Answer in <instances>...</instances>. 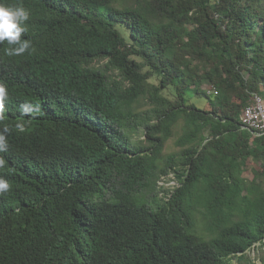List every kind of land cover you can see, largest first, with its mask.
I'll use <instances>...</instances> for the list:
<instances>
[{
    "label": "trees",
    "instance_id": "obj_1",
    "mask_svg": "<svg viewBox=\"0 0 264 264\" xmlns=\"http://www.w3.org/2000/svg\"><path fill=\"white\" fill-rule=\"evenodd\" d=\"M0 3L29 10L31 42H0V138L28 149L0 196V264H230L264 247V132L241 124L264 99V0Z\"/></svg>",
    "mask_w": 264,
    "mask_h": 264
},
{
    "label": "clouds",
    "instance_id": "obj_2",
    "mask_svg": "<svg viewBox=\"0 0 264 264\" xmlns=\"http://www.w3.org/2000/svg\"><path fill=\"white\" fill-rule=\"evenodd\" d=\"M30 19L29 10L26 9L23 5H14L8 6L4 3H0V42L7 41L10 46L7 49L8 56H18L26 52L31 47V42L27 39H21L23 33L26 32V22ZM40 106L43 109L42 104L35 101H30ZM7 101L3 104L7 106ZM26 113L28 116H31L34 111L33 108L26 107ZM7 112V107H4L3 117L5 118ZM43 112L45 113L44 109ZM8 116H12L11 114H7ZM2 116V112L0 111V118ZM10 122V128L15 129L17 132L24 131L27 127H30L33 132L36 130V126L28 121L27 117L17 116L11 117L8 119ZM8 132V131H7ZM8 135V133H7ZM0 138V196L6 193L11 187V179L16 177L19 168L18 163L22 161L25 153L28 149H19L15 147L14 141L11 135ZM20 156V157H19ZM176 178H174L175 180ZM169 180V179H167ZM166 180V181H167ZM164 180H159V188L167 191V193L162 191V195H169V191L179 187V183L174 185L167 186L160 185V183ZM170 184V183H168ZM167 195V196H168Z\"/></svg>",
    "mask_w": 264,
    "mask_h": 264
},
{
    "label": "rangeland",
    "instance_id": "obj_3",
    "mask_svg": "<svg viewBox=\"0 0 264 264\" xmlns=\"http://www.w3.org/2000/svg\"><path fill=\"white\" fill-rule=\"evenodd\" d=\"M106 64V60L104 61H98L95 62L92 67L94 69H102L105 70L104 66ZM108 75L111 77L112 80H119L118 78V73L117 72H108ZM209 89L208 85L203 86V90H207ZM166 94V92H165ZM190 99V103L196 105L198 108H205L207 101L204 98H199L194 96V94H190L189 96ZM137 111L139 112H144L146 110H148L150 108L149 105V100L147 99H142L138 105H137ZM179 131H180V126L178 127ZM141 129H137L136 131H131L129 132L131 139L133 141L134 144H141V145H146V141L143 138V135L141 133ZM181 132V131H180ZM180 134H178L176 137L170 139L166 145V149H165V154L166 155H177L178 153L181 152V149L176 145V140L177 137ZM257 170H261V165L256 163L255 161H250L244 169V174L243 176L249 180H252L254 178V174L255 171ZM175 175L173 172H169V174L163 178H161V180H164L160 183V185H166L165 183H167V186L170 185H174V183L176 184L177 182L174 180ZM169 179V180H167ZM167 180V181H166ZM170 183V184H168ZM230 264H264V247L257 245V247L253 248L249 254H247V260H238V259H234L231 261Z\"/></svg>",
    "mask_w": 264,
    "mask_h": 264
},
{
    "label": "built area",
    "instance_id": "obj_4",
    "mask_svg": "<svg viewBox=\"0 0 264 264\" xmlns=\"http://www.w3.org/2000/svg\"><path fill=\"white\" fill-rule=\"evenodd\" d=\"M217 94V92H215ZM245 113H252V124H244ZM242 128L250 130L255 136L260 137L264 132V99L255 95L252 100V110H245L241 115Z\"/></svg>",
    "mask_w": 264,
    "mask_h": 264
},
{
    "label": "bare ground",
    "instance_id": "obj_5",
    "mask_svg": "<svg viewBox=\"0 0 264 264\" xmlns=\"http://www.w3.org/2000/svg\"><path fill=\"white\" fill-rule=\"evenodd\" d=\"M38 58V57H37ZM39 59V58H38ZM44 63V62H43ZM39 67V66H38ZM215 90L209 91V94H215ZM246 110H252V101L250 102V104L248 105ZM244 124H252V113H245L244 116ZM28 130V129H27ZM31 133V132H30ZM29 133V134H30ZM27 134V133H26ZM25 134V135H26Z\"/></svg>",
    "mask_w": 264,
    "mask_h": 264
}]
</instances>
